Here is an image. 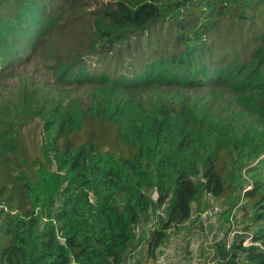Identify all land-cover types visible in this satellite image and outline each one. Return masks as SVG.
<instances>
[{
	"label": "trees",
	"instance_id": "obj_1",
	"mask_svg": "<svg viewBox=\"0 0 264 264\" xmlns=\"http://www.w3.org/2000/svg\"><path fill=\"white\" fill-rule=\"evenodd\" d=\"M22 62L57 90L0 115V264H124L213 199L224 263L264 264V0H0Z\"/></svg>",
	"mask_w": 264,
	"mask_h": 264
},
{
	"label": "rangeland",
	"instance_id": "obj_2",
	"mask_svg": "<svg viewBox=\"0 0 264 264\" xmlns=\"http://www.w3.org/2000/svg\"><path fill=\"white\" fill-rule=\"evenodd\" d=\"M50 83L51 78L35 62H22L10 72L1 71L0 115H10L12 119L15 118L25 109L22 105L29 100V97L33 101H46L52 96L49 94L57 90L42 88ZM87 88V85L77 87L82 93ZM210 105L220 117L232 112L237 115L241 113L239 108L236 112L224 104L221 105L219 101L214 100ZM240 116L238 118L242 123H249L244 121L249 120L248 117H244L243 120ZM152 195L155 197L154 193ZM211 201L212 205L207 211L201 214L194 212L181 226L168 229L165 240L154 252L151 253L147 243L143 242L137 251H132L126 256L124 264H225L223 253L233 238H239L244 233L240 222L244 211L242 206H238L233 210L229 222H226L222 215L224 206L219 200ZM160 215H163L162 208L153 211L151 218L142 224L141 228L147 233L151 232L157 227ZM248 242L246 238L243 243Z\"/></svg>",
	"mask_w": 264,
	"mask_h": 264
},
{
	"label": "built area",
	"instance_id": "obj_3",
	"mask_svg": "<svg viewBox=\"0 0 264 264\" xmlns=\"http://www.w3.org/2000/svg\"><path fill=\"white\" fill-rule=\"evenodd\" d=\"M244 244H246V243H244Z\"/></svg>",
	"mask_w": 264,
	"mask_h": 264
},
{
	"label": "crops",
	"instance_id": "obj_4",
	"mask_svg": "<svg viewBox=\"0 0 264 264\" xmlns=\"http://www.w3.org/2000/svg\"><path fill=\"white\" fill-rule=\"evenodd\" d=\"M148 247V246H147Z\"/></svg>",
	"mask_w": 264,
	"mask_h": 264
}]
</instances>
